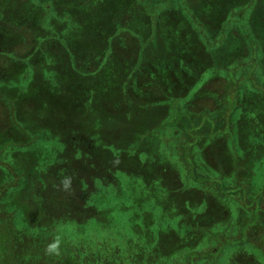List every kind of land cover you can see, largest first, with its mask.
Here are the masks:
<instances>
[{
  "label": "rangeland",
  "instance_id": "obj_1",
  "mask_svg": "<svg viewBox=\"0 0 264 264\" xmlns=\"http://www.w3.org/2000/svg\"><path fill=\"white\" fill-rule=\"evenodd\" d=\"M21 1V3H24V0ZM85 1L90 2L91 0ZM1 2L2 0H0ZM115 2L116 0H93L92 3H103L106 5L115 4ZM172 2V5H179L183 8L182 15L185 19L183 18L180 23L184 24L187 29H192L196 35H199V26L189 24V18L192 21L196 18L203 20V22L207 20V25L209 22L217 26L223 25V27H226L228 22H238L239 31L245 34L243 38L245 37L249 51L251 52L252 50L251 53H256L258 46L264 50V0H172ZM59 3L61 4L63 1L61 0ZM64 5L65 9L70 7L69 4L64 3ZM26 6L28 5L16 10V22L26 21L20 20L22 17L27 19V21L31 19V16L28 17L29 9ZM97 13L93 16L90 11L94 18L93 21L96 22H98ZM73 19L77 20L76 17ZM244 22L246 23L244 24ZM172 23L174 27L179 25L175 20H172ZM91 27L94 28L95 26ZM215 32L216 29L211 28V37ZM151 33L152 35H149L150 37L145 41L148 44H146L147 47L140 59H134L139 43L132 38V41L126 44L127 47L124 50L128 63L122 62L123 58L115 56L116 58L112 59V61L108 59L105 64L109 73L114 74V94L112 96L117 95L114 85L123 88L121 86L125 81V74H130L128 78L131 77L130 82L133 80L131 84L134 88L139 87L141 90H146L145 93L142 91L143 94L140 97H133L131 107L126 105V110H123V113L120 112L121 109L116 108L117 106L115 111L110 112L113 115V119L110 121L112 130L106 131L109 137L112 138L111 140H117L116 142L122 140L125 146L120 147L114 143H105L103 145L107 147L99 150L100 154L99 156L97 155L98 157H107V154H109L105 159L112 166L117 167L116 179H113L110 175L108 176V181L113 182L105 189L107 191L101 188L97 192L93 191L95 190L94 184L86 182V179L96 184L101 182L99 179L92 178L93 175L89 173L93 169L91 167L92 162L91 166L82 167L84 171L73 172L74 178L70 181L68 188H65L62 184L63 179L68 175L64 170L60 172L61 174L58 172V180L50 181L49 179H44V189H48L44 193L47 200H44L41 205L39 203L41 191L37 185V180H34L36 182L35 185L32 186L31 184L29 186V190L23 189V192H16L15 194H12V185H2L1 190L7 194L4 201L17 198L18 202H21V205H19L15 200V204L6 207L15 211V225L19 226L20 223H23L19 218V214L22 212L21 209L28 210L36 219H39V217L43 219L46 216V219H43V224L51 225L53 223L52 233H49L51 240L57 235L63 239L59 256L46 255L44 251L46 244H43L45 246L43 247L38 243L42 233L32 229L33 226L31 224L35 225V223L29 219L30 229L32 230L28 232V235L32 240L24 237L25 235L28 236L27 234H22L23 241L18 242L23 247L22 249L26 250L27 253L25 255L29 254V257L24 260L28 264H180V262H186V264H264V226L261 224L263 218L254 213V205H251L253 198L250 200L245 199L249 191L253 190L256 192L264 186V179L261 178L264 176V170L258 169L257 165L252 168L250 164L242 159L237 162L233 161L236 147L232 139L231 130L229 131V128H226L225 125L223 130L229 137L227 136V139L220 145L214 144L212 152L204 155L206 158L205 164H203L205 170H208L207 166L211 167V171H216L217 176H209V178L201 176L197 181L216 184V187L212 188L209 184H205L203 186L205 193H202L206 195V192L215 190H213V194H210L212 201H210L209 205L214 202L216 206L213 204L210 216L206 217V219L209 223V228L207 229L215 231L212 235L215 236L216 246L221 249L218 258L208 256L195 263H192L189 258H184L186 252L182 253V248H186L187 240L183 235H180L184 229L181 225V220L185 216L184 209L186 208L187 213L190 211L191 215L197 218V213L205 208V202L204 200H197V194L195 195V189L202 191V187L195 183V179L192 178L193 175L190 174L193 165L185 164L186 162L191 164L189 158L184 156L185 161L181 160L177 154L170 153L164 148L172 143L169 134L174 126L173 124H175L174 118L178 119L179 117L178 109L176 108L175 112L173 110V107L178 102L180 104L185 103V108L195 112L198 109H203L202 106L208 102L215 101L218 103L225 96V89L228 85L224 81V75H212V70L216 69V62L220 66L231 63L235 60L237 51H241L240 53L245 52L240 35L236 29L231 32L232 37L230 39L232 42L236 40V43L231 45L226 40L227 34L230 32H225V38H217V42L221 41L224 43L223 46L216 48L214 53L212 50L209 52L205 50L208 45H211L208 43L204 44V47L201 46L203 44L200 45L196 40L191 43L190 41H180L179 43V41L174 42L172 37L164 32H161L159 36H156L155 33L153 35V32ZM201 34L202 31L200 32V37ZM16 36L19 37L17 34ZM76 38L78 44H82L83 41V45H90L94 43L96 35L91 32L88 33V36L80 34ZM86 38H88L87 41H85ZM14 44L17 45L14 47L16 52H20V48L23 49L24 45H29V41L27 38L22 37V39L19 38L18 41H15ZM235 45L239 46L236 51L229 49V47ZM182 47L185 48L184 50L188 49L191 54L186 55ZM83 53L84 50H77L75 54L83 56ZM5 59L0 58V79L5 77L4 72L10 64ZM18 67L16 65L14 70H17ZM143 67H145L144 72L142 70ZM180 70L185 72L182 73ZM142 72L143 74H141ZM139 74H141L139 81H142L140 83L135 78V76L139 78ZM79 79L75 72H69L64 64L55 60L54 63L46 61L39 74L30 73L23 80L15 79L11 86L16 82L22 85V89L27 87L26 97L23 98V101L18 100V107L15 109L6 105L0 99V145L8 146L11 144L7 137H13L17 140L20 138L21 140L22 134L19 132V128L15 129V127L21 121L33 119V117L38 115L39 112L36 113L37 107L39 109L43 104L46 106L45 110L49 112L50 119H58L57 124L60 119L61 123L64 121L67 123L72 120L73 124L78 126L79 123L75 121L74 110L77 111V107L80 108L82 104L87 106L84 99L82 100L83 102L81 101L77 105V94L82 95L83 93L82 82ZM101 80L106 83L104 89L107 88V85H111L110 82H107L105 75ZM165 85L167 89L180 90L179 88H183L187 90H185L183 97H176L179 98L178 100L175 98V100L171 98L170 100L167 99L168 93L163 91ZM108 90H111V88ZM254 91L262 98L264 85L254 87ZM14 92L15 90L10 97H18ZM121 92L126 99L129 97L126 92L123 93V90ZM147 92L151 96H157L150 98L146 94ZM247 95L250 96L251 94ZM6 96L8 97V95ZM30 99L33 100L34 106L32 104L23 105L25 102L29 103ZM235 100L236 94L234 93L225 98L226 108L228 109L227 115L235 106V102H237ZM100 102L102 101L97 100L96 105H99L96 108V112L100 111L101 113L102 109L104 114L105 112ZM171 102L172 104L170 105L169 103ZM238 102L249 105V107H243V109H246L244 111L248 113L247 115L257 114V117L262 119L259 126L264 130V98L260 101H255L254 98L251 103L243 99L238 100ZM88 109L92 112L95 108L91 107V109ZM97 113L95 114L96 117ZM200 114L204 118L207 117L206 111ZM80 118L82 119L83 117ZM246 118L248 117L246 116ZM127 121H129L128 126L131 125L134 128L137 125L145 130L139 132L143 136L141 143H133V138L130 139V135L127 134L126 136L130 141L128 138L121 137L127 128ZM199 123L192 126H199ZM53 125V130H49L51 137L47 141L41 142V140H44V136L40 137L42 134L39 130L33 133V135L38 134L40 137L37 136L38 139L35 141L34 148L38 150V147L42 145L40 148L42 150L41 155L38 154V157L30 156L29 149L33 147L28 149L13 145V149L5 152L9 159L7 161L19 168L21 166H29L31 163L38 165V168L41 165L42 167H47L53 162L57 165L59 161L56 160L58 154L56 150L59 151L60 149L57 141L59 142L61 138L59 137V132L54 131V127L58 129V126H55L54 123ZM184 127L185 131H187L188 128ZM59 129L63 131V125ZM75 130L79 131V128L75 127ZM135 131L136 129L134 128L132 136L136 135ZM213 132V130H210L209 134L212 136ZM29 133L27 136H29ZM90 134L94 138L92 130ZM150 136L152 138H149ZM29 141L30 139L26 137L25 143L28 145L25 146H29ZM151 142L154 144H150ZM138 145L150 146L152 149L155 145L157 149L159 148L161 152L156 151L159 161H153L149 154L143 151L145 147L139 148ZM35 150H32V153ZM152 151L154 150H150V152ZM201 161L199 159L196 162L200 164ZM25 162H27L26 165H24ZM4 166L6 167L7 165L4 164ZM220 173L232 186L235 185L234 182L241 183L237 186L241 192L235 198H230L231 202L226 199L222 200L220 199L221 197L214 195L215 192L231 193L235 190L232 187L226 188L224 186ZM81 176L85 178L79 181ZM18 178L20 183L18 188L20 189L23 186H25L23 188H27L25 185L27 179L18 175L15 180L17 181ZM3 180L5 179H2V182ZM5 182L7 181L5 180ZM121 184L122 186H120ZM176 184L183 187L180 192L174 189ZM122 190L124 195L120 197L121 192L119 191ZM90 191L91 193H89ZM85 195H87L88 199L85 198ZM258 196L259 194L255 199ZM221 204L226 206V211H223L222 208L224 207ZM1 207L6 209L3 206ZM222 211L229 219V222L227 218L223 219V221L220 218L221 222L215 224L213 221H218V219L215 220L213 214H218ZM68 213L82 219L61 222ZM247 214L248 219L246 217ZM4 219H6L7 223H10L7 218ZM231 222L232 226L229 227ZM255 223H258L261 228L255 230L253 236H251L249 230ZM44 230L46 231L48 228ZM195 233L191 235L194 241L199 238V233ZM0 237H3L2 241L7 239V236L3 235L2 228H0ZM207 238L205 237L204 241ZM188 256L190 257V255ZM58 259L59 262L56 261Z\"/></svg>",
  "mask_w": 264,
  "mask_h": 264
},
{
  "label": "trees",
  "instance_id": "obj_2",
  "mask_svg": "<svg viewBox=\"0 0 264 264\" xmlns=\"http://www.w3.org/2000/svg\"><path fill=\"white\" fill-rule=\"evenodd\" d=\"M60 1L61 0H24V3H21V0H2L3 3H0V43H2V45H0V58H6L5 60L10 62L8 68L4 72L5 77L0 79L1 101H4L6 105L11 106L14 109L17 108L18 100L23 101V98L26 97L25 94L27 92V87L22 89V85L20 83L17 84L15 82L12 86L11 83H13L15 79L23 80L26 76H29L30 73L39 74V71L43 68V64L46 61L54 63L55 60L64 64L69 72H75L78 78H80L79 80L82 82L81 86H83V93L82 95L77 94V105L84 99L86 100V104L88 106L87 107L85 104H82L80 108L77 107V111L74 110L76 115L75 121L79 123V125L76 126L73 124L72 120L67 123L65 121L61 123L60 119L57 124L56 122L58 119H50L49 112L45 110L46 106L43 104L39 107V109L37 107V111L35 109L36 113H39L33 117V119L30 118L29 120H23L20 123L18 122L19 124H17L15 129L17 127L19 128V132L22 134L21 140L20 138L17 140L13 137H7V139L11 141V144L8 146L4 144L3 146L2 144L0 145V228L3 230V235L7 236L5 241H2L3 237H0V264H28L24 260L29 257V254L25 255V253H27L26 250H23V247L18 244V242L23 241V237L21 235H28V232L35 229L37 232L42 233L38 243L43 246V244L47 245L52 241L50 239V234L52 233L51 229L53 227V223L51 225L43 224V219H46V216H44L43 219L42 217L36 219L32 216L31 212L24 209H21L22 212L19 214V218L23 221V223H20L19 226L15 225V211L9 210L6 207H10L15 204V200L19 205H21V202H18V199L15 197V200L12 199L10 201H4L7 194L5 191L1 190L2 185H12V194H15L20 191L23 192V189L29 190V186H31V184L32 186L35 185L36 182L34 180H37V185L41 191V200L39 202L41 205L42 202L44 203V200H47L44 193L48 190L44 189L43 180H58L57 177L63 170L68 174L63 180L70 178V181H72V178H74L72 175L73 172H78L79 170L80 172L84 171L82 167L91 166L92 162L91 167L93 169L89 173L93 175L92 178L99 179L101 182L96 184L91 182L89 179H86V182L94 184L95 190L93 191L96 192L99 188L107 191L105 189H107V187L113 182L108 181L109 175L113 179H116L117 167L112 166V164L105 159L109 156V154H107V157H98L100 154L99 150L103 147H107L103 145L105 143H114L116 146L120 147L125 146L122 140L120 142H116L117 140H111L112 138L109 137V134L106 131H109V129L110 131L112 130L110 127V121L113 119V115L110 114V112L112 113L113 110L115 111V107L117 106L116 108L121 109L120 112L123 113V110H126V105L131 107L133 97H140V95L145 93L146 90H141L139 87L134 88L131 84L133 80L130 82L131 77L128 78L130 74H125V81L121 86L123 88H119V86L114 85L117 90V95L112 96L114 94V74H110L106 69L105 64L108 59L112 61V59L116 58L115 56H118L119 58H123L121 60L122 62L124 61L128 63V58H126L124 50L127 47L126 44L132 41V38L139 43L134 59H140L142 53H144L147 47L146 44H148L145 43V41L152 35L151 32H153V35L155 33L156 36H159L161 32H164L172 37L174 42L179 41V43L180 41H190L191 43L196 40L200 45L203 44L201 45L202 47H204V44L208 43L211 45H208L205 50H208V52L212 50V52H214L216 48L218 49L223 46L224 43L221 41L217 42V38L224 37L225 32H230L227 34V43L231 45L236 43V40H233L232 42L230 39L232 37L231 32L236 29L240 35L241 42H243L245 52L240 53L241 51H237L235 60L231 63L222 64L220 66V64L216 62V69L212 70V75H224V81L228 85L225 89V96L221 98V101L218 103L215 101V103L213 101L208 102L202 106L203 109H198V111L207 112V117L205 118L200 114L201 112H193L192 110L185 108V103L180 104L178 102L177 105L174 104L175 106L173 107V110L175 112V109H178L179 117L178 119L176 117V119L174 118L175 124H173L174 126L169 134L172 143L171 145L169 144L164 147L165 150L170 153L177 154L181 160L183 159L185 161L183 158L184 156L189 158L191 164H188V162L185 164L189 166L193 165L190 174L193 175L192 178L195 179V183L202 187V191H197L195 189V195L197 194V200H204L205 202V208L197 213V218L192 216L190 211L187 213L186 208L184 209L185 216H183V219L181 220V225L184 229L180 234L187 240V244L185 245L186 248H182V253L186 252L184 258H189L192 263L205 259L208 256L218 258L221 249L216 246L217 242L215 241V236L212 235L215 231H213V229H207L209 228V223L206 219V217L210 216V212L214 204V202H212V204H210L211 206L209 205L210 201H212L210 194H213L215 190L213 189L214 191L212 190V192H206V195L202 193H205V191H203V186L205 184H209L211 188L216 187V184L201 183L197 181L201 176H205L207 178H209V176H217L216 171H211V167L207 166L208 170H205L203 164H205L206 158L204 155L212 152L214 144L220 145L227 139L228 134H225V131L223 130L225 125L226 128H229V131L231 130L232 139L234 140L236 147L235 159L233 161L237 162L242 159L244 162L250 164L252 168H255L257 165L258 169L261 168L264 170V130H262L261 126H259L262 119L257 117V114L255 113L247 115L248 113L244 111L246 109H243V107L246 108L249 107V105L244 104L243 102H241L242 104L238 102V100L240 101L243 99L244 101L247 100L251 103L254 98L255 101H260L264 98V94L261 95V98L260 95L254 91V87H261L264 85V50L258 46L256 53H251L252 50L251 52L249 51L245 37L243 38L245 34L242 33V31H239L240 27L238 22H228L226 27H223V25L217 26L216 24L209 22L207 25V20L203 22V20L196 18L192 21L189 18V24L199 26L198 30L200 32L202 31L203 35L201 34V37L200 32L199 35H196L192 29H187L184 24L182 25L180 23L184 18L182 15L183 8L179 5H172V0H116L115 4L106 5L103 3L94 4L92 3L93 0H89L90 2L85 0H62L63 3L61 4L59 3ZM64 3L69 4L70 7L65 9ZM25 5H28L26 6L29 9L28 17L31 16V19L27 21V19L22 17L20 20L26 21L16 22V10L25 7ZM32 7L35 9L33 10ZM90 11L93 16L98 12V22L93 21L94 18L90 14ZM74 17H76L77 20H74ZM51 20L53 21L50 23ZM172 20L178 22V27H174ZM188 22L186 23L187 26ZM245 23L246 22H244V24ZM93 25L95 26L94 28L91 27ZM211 28L216 29V32L212 37V33L210 34ZM91 32L96 35L93 44L83 45V41L82 44L77 43L78 41H76V36H80V34L88 36V33ZM16 34L19 35V37H17ZM72 35H74V37H72ZM22 37L27 38L29 45H24L23 49L19 47L20 52H16L14 47L17 45L14 44V42L18 41L19 38L22 39ZM87 39L88 38H86L85 41H87ZM237 47L239 46L235 45L229 47V49H234L236 51L238 49ZM182 49L186 55L191 54L188 49L184 50L185 48L183 47ZM77 50H84L83 56L75 54ZM243 53L245 54L243 55ZM16 65L19 67L17 70H14ZM142 70L144 72L145 67H143ZM143 72L141 74H143ZM181 72L184 73L185 71ZM141 74H139V78L135 76L138 83L142 82L139 81ZM104 75L107 82L111 83L110 86L107 85L106 89H104L106 83L101 80ZM164 87L165 89L163 91L168 93L167 99L171 98L173 100L179 99L176 97H183L185 90H187H184L183 88H179L180 90L167 89L166 85ZM109 88H111V90H108ZM14 90V93H16L18 97L12 98L10 96ZM122 90L123 93L126 92L129 96L127 99L125 98V95L122 94ZM233 93L236 94L235 101L237 102H235V106L227 115L228 109L226 108L225 98L228 95L231 96ZM146 94H148L150 98L157 96H151L149 92ZM247 94L251 95L249 96ZM6 95H8V97ZM97 100L102 101L100 104L104 109V114L101 108V113L100 111H98V113L96 112V108L99 105H96ZM26 104H32V106L35 105L32 99H30L29 103L25 102L23 105ZM169 104L171 105L172 102ZM91 107L95 108L92 112L88 109H91ZM94 112L97 113V117ZM246 116L248 118H246ZM80 117L83 118L81 119ZM128 122L129 121L126 123V130H124L125 134L122 133L121 137L128 138L126 136L127 134L130 135V139L133 138V143H141V138L143 136L139 132L144 129L137 125L134 126L136 129V135L132 136L134 128L131 127V125L128 126ZM53 123L55 126H58V129L54 127V131H58L59 137L61 138L59 142L57 141L60 146L59 151L56 150L58 153L56 160L59 161L57 165L53 162L47 167H42L41 165V167L38 168V165L36 164L31 163L28 166L26 165L27 162H25L24 165H26V167L21 166V168H19L18 166H14V164L10 161H7V153L5 152L13 149V145L19 148L26 147L28 149L33 147L32 149H29L31 153L30 156H37L38 154L41 155L42 150L40 148L42 145L41 147H38V150H35L34 148L35 141L39 136L38 134L33 135V133H36V131L39 130L42 134L40 137L44 136V140H41V142L47 141L51 137L49 130H53ZM198 123L199 126H192L196 124L198 125ZM62 125L64 129L63 131H60L59 127ZM184 126L188 128L187 131H185ZM75 127H78L79 131H76ZM91 130L94 133V138L90 136ZM210 130L214 131L212 136L209 134ZM28 133L29 136H27ZM26 137L30 139L28 142L29 146H25L28 145L25 143ZM149 138L152 137L150 136ZM234 143L232 144L234 145ZM150 144L154 143L151 142ZM138 147L144 148L145 146L138 145ZM32 150L35 151L32 153ZM150 150L154 151L150 152ZM143 151H145V153L147 152L153 161H159V159H157L158 156L156 151L160 153L161 150L159 148L157 149L155 145L153 149L148 146L145 147ZM199 159L200 161L202 160L200 164L196 162L197 160L199 161ZM4 164L7 166L5 167ZM18 175L27 179V182L25 183L27 188H23L25 186L20 189L18 188L20 185L18 182L19 178L17 181L15 180V177ZM220 176L223 178V183L226 188L232 187L235 190L231 193L215 192L214 195L221 197L220 199L222 200L226 199L228 202H231L230 198H235L241 192L240 188H237L238 184L241 183L234 182L235 185L232 186L229 184V181L223 177L222 173H220ZM84 178L85 177L81 176L79 181L84 180ZM261 178L264 179V176ZM2 179H5L7 182H5V180L2 182ZM32 181L34 182L32 183ZM120 186H122V184ZM180 186L181 185L178 186L176 184L174 189L180 192L181 188H183ZM119 192H121L120 197L124 195L123 190ZM89 193H91V191ZM256 194H259L257 199H255L257 196ZM8 195L12 196L11 194ZM247 195V197L245 196L246 200L253 198L251 205H254V213L260 218H263L261 224L264 226V186L256 192L253 190L249 191ZM254 195L256 196L253 197ZM85 198H87V195H85ZM1 206L6 209H2ZM214 206H216V203ZM222 206L224 207H221L223 211H226V206L224 204ZM223 211L218 214H213L215 220L218 219V221H213L215 224L221 222L220 218H222V221L227 218ZM246 217L248 219V214ZM4 218H7L10 223H7ZM29 219L35 223V225L31 224V226H33L32 229H30L31 226ZM79 219L82 218H78V216L68 213L61 222L72 220L78 221ZM229 224V227H231L232 222ZM44 227L48 228V230L45 231ZM194 228L195 232L199 233V238L195 241L191 238L192 233H195ZM258 228H261L258 223L253 224L249 230V234L253 236V233ZM24 237H28V239L32 240L29 235H25ZM203 237L208 238L204 241ZM188 255H190V257ZM56 261L59 262V259ZM180 264H186V262H180Z\"/></svg>",
  "mask_w": 264,
  "mask_h": 264
},
{
  "label": "clouds",
  "instance_id": "obj_3",
  "mask_svg": "<svg viewBox=\"0 0 264 264\" xmlns=\"http://www.w3.org/2000/svg\"><path fill=\"white\" fill-rule=\"evenodd\" d=\"M62 184L65 188H68L70 186V178H66L65 180H63ZM62 243V237L57 235L51 242L46 245L44 249L45 254L49 256H59Z\"/></svg>",
  "mask_w": 264,
  "mask_h": 264
}]
</instances>
